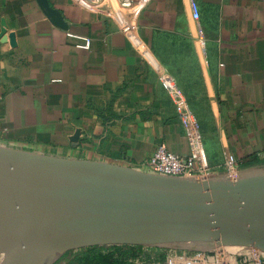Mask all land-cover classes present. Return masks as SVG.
<instances>
[{"label": "crops", "instance_id": "1", "mask_svg": "<svg viewBox=\"0 0 264 264\" xmlns=\"http://www.w3.org/2000/svg\"><path fill=\"white\" fill-rule=\"evenodd\" d=\"M134 1L143 9L136 21L143 46L132 50L122 44L109 10L120 0L93 7L49 0L56 19L38 0H0V141L61 146L66 138L60 156L143 171L160 143L186 155L175 105L159 80L168 73L192 109L204 101L226 105L225 137L202 134L211 167L221 166L226 154L236 160L261 156L264 0ZM74 129L82 138L69 144ZM206 254L198 264H213L214 253ZM248 259L236 252L230 264Z\"/></svg>", "mask_w": 264, "mask_h": 264}, {"label": "water", "instance_id": "2", "mask_svg": "<svg viewBox=\"0 0 264 264\" xmlns=\"http://www.w3.org/2000/svg\"><path fill=\"white\" fill-rule=\"evenodd\" d=\"M244 175L166 176L0 146V229L18 231L10 250L0 234V264H55L85 243L264 252V170Z\"/></svg>", "mask_w": 264, "mask_h": 264}, {"label": "rangeland", "instance_id": "3", "mask_svg": "<svg viewBox=\"0 0 264 264\" xmlns=\"http://www.w3.org/2000/svg\"><path fill=\"white\" fill-rule=\"evenodd\" d=\"M133 3H135L134 0H131V4L129 5H124L121 2V4H118L117 7L112 6L109 8V10H111L112 12L111 16L113 17L115 15V18L117 19L118 24L120 26L122 44L132 50L133 48H140L141 46H143L140 39H138L139 28L137 27V22H136L137 17L139 16V13L143 9H141L140 7H135ZM85 6L93 7L94 4L86 3ZM180 90L183 93L184 97L187 98L184 93L185 89L180 88ZM186 90L194 91L196 89H186ZM204 99L207 100L208 97ZM192 106H193L194 111L197 113L196 117H197V121H198L201 134H204L205 131H208L214 136L222 133L223 137H225V134H227L228 129H229L228 119L226 117V114L224 113V109H226L225 103L221 101L217 105L215 103L211 104L207 101H204L203 103L195 104ZM217 106H219V108H217ZM221 110L223 111L221 112ZM96 112H99V111L97 110ZM176 113H177V110H176ZM93 115L94 114H91L90 116L93 117ZM131 115L133 117V114ZM147 116L148 117L150 116V112L145 111L142 117L147 118ZM176 117H177L179 124H181L178 113ZM73 132H74L73 136L71 135L70 137H68L69 144H71L72 142H80L82 138V136L80 135L81 134L80 130L74 129ZM41 138H44V137H41ZM45 138L48 139V136L47 137L45 136ZM63 142L64 144L60 146L58 145L59 143L58 144L49 143L47 145H41V144L39 145V144H34V143L12 145V144H8V143H4L0 141V146L5 147V148H10V149L45 154V155H50V156L63 157L59 155L60 153L59 151L61 149H64L66 138H63ZM258 158L261 162L256 165H252L250 167L241 166V164L247 161L248 159L235 160L236 169H237L236 171L239 174V177H236V179L241 178L244 173H247L250 171L264 170V155L261 154V156H258ZM146 171L150 172L147 169ZM211 172L213 173H209V175H205V176H208L209 178L211 176L225 175L228 178H230V175H231V173H229L228 170L225 168L224 164L219 166L217 170H211ZM199 178H202V177H199ZM0 234L2 235V243L7 244L6 247L9 248L8 250L13 249L15 247V245L12 244L13 242L12 238L14 237L13 234L14 235L18 234V231H6V230L0 229ZM130 245H133V244L108 243V242L101 243V244L99 243L79 244V245H76L70 248L55 264H146L151 261H164L167 255H170V253L172 254L179 250V249L166 248V247H154L150 245H141V247L139 248L138 247L133 248V247H130ZM6 247L5 246L3 247L2 244H0V263L2 262L5 255L7 254L8 250L6 249ZM212 247L213 248L211 251L210 250L206 251L208 254L215 253L216 251L219 252V251L232 250L223 245L214 244ZM241 251L244 252V250H241ZM99 255H101L100 258H99Z\"/></svg>", "mask_w": 264, "mask_h": 264}, {"label": "built area", "instance_id": "4", "mask_svg": "<svg viewBox=\"0 0 264 264\" xmlns=\"http://www.w3.org/2000/svg\"><path fill=\"white\" fill-rule=\"evenodd\" d=\"M84 3H91L94 6H101L106 0H79ZM124 5L131 4V0H120ZM197 17V13H193ZM84 40L83 47L89 46V40ZM159 80L172 99L177 110L184 136L187 140L188 153L180 155L171 152L166 145H157L153 154L144 162L145 168L151 173L166 176L181 177H204L209 175L211 170H217L209 165L202 139V134L198 125L197 117L189 101L184 97L175 79L166 74L160 73ZM264 155V151L262 153ZM236 159L229 154L225 155L224 166L229 173H237ZM231 176V175H230ZM243 252V251H242ZM248 255L247 264H260L264 252L256 249L244 250ZM231 250L214 253L213 264H230V257L234 255ZM206 251L203 250H178L165 257V264H198L206 258Z\"/></svg>", "mask_w": 264, "mask_h": 264}, {"label": "trees", "instance_id": "5", "mask_svg": "<svg viewBox=\"0 0 264 264\" xmlns=\"http://www.w3.org/2000/svg\"><path fill=\"white\" fill-rule=\"evenodd\" d=\"M261 161L259 160V158H258V156H251V157H249L248 158V160L247 161H245V162H243L242 164H241V166L242 167H250V166H252V165H256V164H258V163H260ZM130 247H141V245H139V244H133V245H130ZM118 248H120V247H118ZM117 248V249H118ZM101 257V255H99V258ZM105 257V256H104Z\"/></svg>", "mask_w": 264, "mask_h": 264}, {"label": "bare ground", "instance_id": "6", "mask_svg": "<svg viewBox=\"0 0 264 264\" xmlns=\"http://www.w3.org/2000/svg\"><path fill=\"white\" fill-rule=\"evenodd\" d=\"M212 177V176H211ZM236 177H239V174H237V173H233V174H231V176H230V178H231V180H233V181H236V180H238V179H243V178H246L247 176L246 175H244V177L242 176L241 178H238V179H236ZM208 178V176H204V177H202V179H207ZM216 244V245H223L221 242H218V241H215V242H213V244ZM224 246V245H223ZM231 249H234V247H230ZM252 249V248H251ZM253 249H256V248H253ZM256 250H258V249H256Z\"/></svg>", "mask_w": 264, "mask_h": 264}]
</instances>
